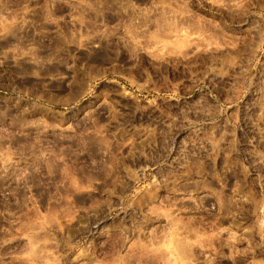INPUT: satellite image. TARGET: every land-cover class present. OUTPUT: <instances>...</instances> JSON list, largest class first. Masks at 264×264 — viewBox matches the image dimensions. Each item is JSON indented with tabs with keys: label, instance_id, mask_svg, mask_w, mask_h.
<instances>
[{
	"label": "rangeland",
	"instance_id": "rangeland-1",
	"mask_svg": "<svg viewBox=\"0 0 264 264\" xmlns=\"http://www.w3.org/2000/svg\"><path fill=\"white\" fill-rule=\"evenodd\" d=\"M0 264H264V0H0Z\"/></svg>",
	"mask_w": 264,
	"mask_h": 264
}]
</instances>
